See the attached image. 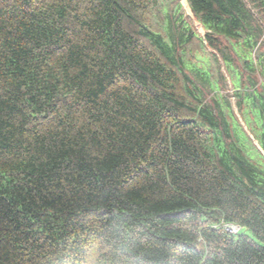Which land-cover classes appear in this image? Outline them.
Returning a JSON list of instances; mask_svg holds the SVG:
<instances>
[{"label":"trees","instance_id":"16d2710c","mask_svg":"<svg viewBox=\"0 0 264 264\" xmlns=\"http://www.w3.org/2000/svg\"><path fill=\"white\" fill-rule=\"evenodd\" d=\"M186 1L0 0V264H264V0Z\"/></svg>","mask_w":264,"mask_h":264},{"label":"water","instance_id":"95a60500","mask_svg":"<svg viewBox=\"0 0 264 264\" xmlns=\"http://www.w3.org/2000/svg\"><path fill=\"white\" fill-rule=\"evenodd\" d=\"M182 4H183L184 8L187 10V12L189 13V15L193 16V14L191 12V9H190V7L188 5V2L186 0H182ZM197 27H198V29L200 30L201 33H204V30H203V28H202V26L200 24H197ZM237 228H239V227H237Z\"/></svg>","mask_w":264,"mask_h":264},{"label":"rangeland","instance_id":"374dc122","mask_svg":"<svg viewBox=\"0 0 264 264\" xmlns=\"http://www.w3.org/2000/svg\"><path fill=\"white\" fill-rule=\"evenodd\" d=\"M185 11H186L187 14H189L186 9H185ZM236 230H237L236 228H233V231L236 232Z\"/></svg>","mask_w":264,"mask_h":264}]
</instances>
